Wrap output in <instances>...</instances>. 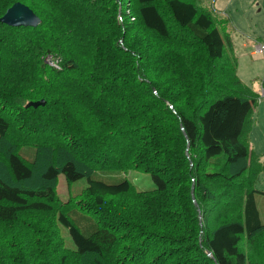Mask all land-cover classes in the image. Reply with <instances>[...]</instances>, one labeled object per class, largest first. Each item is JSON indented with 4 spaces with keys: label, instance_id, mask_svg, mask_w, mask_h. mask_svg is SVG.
Here are the masks:
<instances>
[{
    "label": "trees",
    "instance_id": "trees-1",
    "mask_svg": "<svg viewBox=\"0 0 264 264\" xmlns=\"http://www.w3.org/2000/svg\"><path fill=\"white\" fill-rule=\"evenodd\" d=\"M15 3L40 23L0 22V264H264L260 91L229 21L198 0H0V18ZM128 171L152 188L109 177ZM60 174L86 186L61 200Z\"/></svg>",
    "mask_w": 264,
    "mask_h": 264
},
{
    "label": "rangeland",
    "instance_id": "rangeland-1",
    "mask_svg": "<svg viewBox=\"0 0 264 264\" xmlns=\"http://www.w3.org/2000/svg\"><path fill=\"white\" fill-rule=\"evenodd\" d=\"M198 2L215 15H223L228 19L230 36L237 57V75L244 83L259 90L260 98L264 99L263 91L259 87V80L264 78V56L262 54L249 56L251 44L264 40V0H198ZM257 113L258 110L252 116L250 143L252 149L263 154L262 159L264 160V134L262 132L264 129L260 127ZM109 177L110 179L125 178L141 190L152 188L150 177L145 173L128 171L127 174L122 173ZM85 186L86 180L84 179L68 185L64 176L60 174L57 176L56 193L61 200H67L70 195L68 189L79 192ZM255 188L264 193V172L258 175ZM255 201L260 220L264 224V195L256 194ZM61 231L65 246L73 247L67 231L64 228Z\"/></svg>",
    "mask_w": 264,
    "mask_h": 264
},
{
    "label": "water",
    "instance_id": "water-1",
    "mask_svg": "<svg viewBox=\"0 0 264 264\" xmlns=\"http://www.w3.org/2000/svg\"><path fill=\"white\" fill-rule=\"evenodd\" d=\"M0 22L9 27H36L39 25V18L30 10L27 6L21 3H15L9 7L3 16L0 18ZM45 101L40 100L36 102H29L25 107L37 108L43 106Z\"/></svg>",
    "mask_w": 264,
    "mask_h": 264
},
{
    "label": "crops",
    "instance_id": "crops-1",
    "mask_svg": "<svg viewBox=\"0 0 264 264\" xmlns=\"http://www.w3.org/2000/svg\"><path fill=\"white\" fill-rule=\"evenodd\" d=\"M218 16V15H217ZM219 17H223V18H225V19H227L225 16H223V15H221V16H219ZM228 20V19H227ZM230 26V25H229ZM229 26H228V33H229V35H230V31H229ZM231 37V36H230ZM232 41V40H231ZM232 46H233V43H232ZM233 50H234V48H233ZM251 46H250V52H249V56L250 57H254V56H256V55H252V52H251ZM264 56V55H263ZM264 79V78H263ZM241 80V79H240ZM261 80H262V78L259 80L260 81V84H259V87H260V89L262 90V88H261ZM242 81V80H241ZM243 82V81H242ZM244 84H246V83H244ZM247 85V84H246ZM247 86H249V85H247ZM250 87V86H249ZM252 88V87H251ZM253 89V88H252ZM253 90H255V89H253ZM255 91H257V92H259V90H255ZM263 92H262V95H264V90H262ZM258 113H257V119H259V124H260V127L261 128H263L264 129V99L263 98H260V100H259V104H258ZM260 120H261V122H260ZM263 132V134H264V131H262ZM255 151V150H254Z\"/></svg>",
    "mask_w": 264,
    "mask_h": 264
},
{
    "label": "built area",
    "instance_id": "built-area-1",
    "mask_svg": "<svg viewBox=\"0 0 264 264\" xmlns=\"http://www.w3.org/2000/svg\"><path fill=\"white\" fill-rule=\"evenodd\" d=\"M251 52L252 55H258V54H264V40L258 41V42H253L251 44ZM47 62L53 66L54 68H57V65L55 62H51L50 60H47Z\"/></svg>",
    "mask_w": 264,
    "mask_h": 264
}]
</instances>
